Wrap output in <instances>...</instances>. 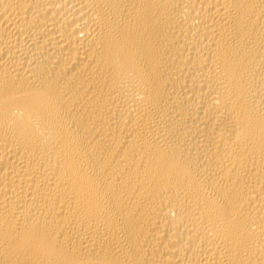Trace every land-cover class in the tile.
Instances as JSON below:
<instances>
[{"label":"bare ground","instance_id":"bare-ground-1","mask_svg":"<svg viewBox=\"0 0 264 264\" xmlns=\"http://www.w3.org/2000/svg\"><path fill=\"white\" fill-rule=\"evenodd\" d=\"M0 264H264V0H0Z\"/></svg>","mask_w":264,"mask_h":264}]
</instances>
